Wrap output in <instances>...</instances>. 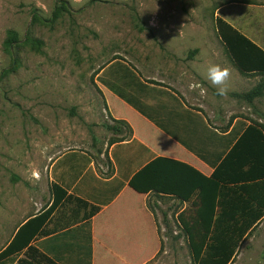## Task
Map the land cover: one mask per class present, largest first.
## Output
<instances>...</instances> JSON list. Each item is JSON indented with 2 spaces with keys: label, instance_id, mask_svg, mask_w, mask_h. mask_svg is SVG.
I'll return each mask as SVG.
<instances>
[{
  "label": "crops",
  "instance_id": "crops-1",
  "mask_svg": "<svg viewBox=\"0 0 264 264\" xmlns=\"http://www.w3.org/2000/svg\"><path fill=\"white\" fill-rule=\"evenodd\" d=\"M218 18L259 49L238 54L246 68L219 36ZM154 27L167 30V37L115 57L97 75L107 116L120 133L110 132L96 149L71 148L50 166V184L69 198L46 225L47 236L32 244L57 264H96L101 253L129 264L135 255L150 253L139 262L149 264L162 250L159 226L166 229L165 217L200 220L202 200L211 205L213 190L181 200L130 187L160 157L206 177L219 174L215 220L264 226V0H217L213 26ZM212 64L231 70L226 96L207 79ZM182 170L183 187L191 191L192 173Z\"/></svg>",
  "mask_w": 264,
  "mask_h": 264
},
{
  "label": "rangeland",
  "instance_id": "rangeland-1",
  "mask_svg": "<svg viewBox=\"0 0 264 264\" xmlns=\"http://www.w3.org/2000/svg\"><path fill=\"white\" fill-rule=\"evenodd\" d=\"M217 0H0V251L52 201L49 169L71 148L96 149L111 125L97 78L115 57L167 37L157 23L215 24ZM162 34V35H161ZM109 140V139H108ZM182 221L159 234L149 264H195ZM191 224L195 234L200 230ZM150 253L135 255L139 264ZM100 254L96 264H122ZM106 259V260H105ZM233 264H264V226Z\"/></svg>",
  "mask_w": 264,
  "mask_h": 264
},
{
  "label": "trees",
  "instance_id": "trees-1",
  "mask_svg": "<svg viewBox=\"0 0 264 264\" xmlns=\"http://www.w3.org/2000/svg\"><path fill=\"white\" fill-rule=\"evenodd\" d=\"M216 25L218 34L225 42L229 53L241 68H246L239 60L238 54L245 53L248 47L258 51L259 49L224 20L218 18ZM107 130L115 135L120 133L116 126L108 125ZM182 169H187L192 173L190 182L194 185L191 191L183 187ZM218 179V173L212 177H206L188 165L160 157L137 173L130 181V187L141 194L156 192L181 200H188L196 190L200 191L203 198L204 194L213 190V203L209 205L208 200H202L203 205L199 211L200 220L192 222L196 223L203 234L199 232V236L196 235L192 224L187 226L182 221L183 224L180 223V225L188 234L195 264H231L237 256L240 244L256 230L260 223L215 220ZM202 183H205L206 187ZM51 191V203L38 214L29 217L18 228L11 242L0 251V264H57L32 244L37 237L47 236L46 225L63 202L69 198L57 184L51 185ZM94 214L95 212L91 213L89 217ZM163 223L168 231L170 222L166 217Z\"/></svg>",
  "mask_w": 264,
  "mask_h": 264
},
{
  "label": "clouds",
  "instance_id": "clouds-1",
  "mask_svg": "<svg viewBox=\"0 0 264 264\" xmlns=\"http://www.w3.org/2000/svg\"><path fill=\"white\" fill-rule=\"evenodd\" d=\"M231 77V70L219 64H212L207 69V79L216 87L217 94L226 96L228 92V81Z\"/></svg>",
  "mask_w": 264,
  "mask_h": 264
}]
</instances>
